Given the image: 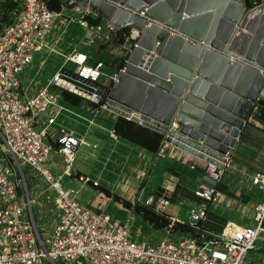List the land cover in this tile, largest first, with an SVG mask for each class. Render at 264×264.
I'll return each instance as SVG.
<instances>
[{
	"label": "built area",
	"instance_id": "1",
	"mask_svg": "<svg viewBox=\"0 0 264 264\" xmlns=\"http://www.w3.org/2000/svg\"><path fill=\"white\" fill-rule=\"evenodd\" d=\"M260 1L252 0L249 7ZM249 7L245 5V8ZM64 10L78 15L76 20L85 30L83 43H91L100 37L114 39L119 29L102 18L97 24H89L80 15L87 11L78 7L65 8L61 4L59 11H53L44 0H15L12 20L7 23L0 20V264H39L41 258L51 264H55L56 259L71 264H264V252L257 260L246 261L247 251L253 247L256 238L259 234L264 235V199L253 205L252 224L238 226L226 222L218 231L201 227L205 204L199 203L188 209L184 220L169 217V222L160 228L164 237L151 244L139 236V227L131 231V217L121 219L103 209L91 210L77 201L76 189L61 187L62 176L72 175L75 152L84 142L82 134L68 133L60 127L48 140L50 145L57 144L61 169L53 177L42 166L51 147L42 138L47 136L56 117L61 112L83 117L61 103L51 86L63 89L66 88L62 85L72 86L94 98L90 101L98 103V107L89 118L83 117L88 124L100 113L106 116L119 114L116 104L106 97V93L122 68L105 74L101 60L90 63L84 51L62 52L47 43L46 38L53 33L54 17ZM138 14L143 11L139 10ZM148 24L146 20L143 26ZM141 30L142 27L126 29L119 43L122 55L135 45ZM158 43L156 39L153 47ZM39 50L45 52L41 56L45 62L50 53H55L61 61L52 71H40L41 81L37 79L39 71L35 70L22 82L19 74ZM67 63L71 66L65 67ZM108 135L116 136L112 128L108 129ZM162 151L160 146L157 153ZM227 160L228 157L225 164ZM23 163L36 169L57 194L53 201L55 218L43 237L39 235L30 211L38 193L30 196L21 170ZM206 170L214 179L218 178L219 167L207 163ZM77 178L81 182L87 180L81 174ZM249 182L264 193V171L252 172ZM91 183L96 184V181L91 180ZM193 192L205 201H213L219 195L214 186H199ZM50 200L46 194L45 201ZM141 202L159 213L165 212L168 205L164 195H149ZM175 223L192 228L198 235L187 232L170 240L168 236L175 231L171 229Z\"/></svg>",
	"mask_w": 264,
	"mask_h": 264
},
{
	"label": "water",
	"instance_id": "2",
	"mask_svg": "<svg viewBox=\"0 0 264 264\" xmlns=\"http://www.w3.org/2000/svg\"><path fill=\"white\" fill-rule=\"evenodd\" d=\"M142 30L106 97L120 115L223 167L253 107L264 108V0H61ZM143 14L139 15L138 11ZM147 26H143L145 21ZM159 43L153 47L154 41ZM66 90L85 99L76 88ZM93 112V109H90Z\"/></svg>",
	"mask_w": 264,
	"mask_h": 264
},
{
	"label": "crops",
	"instance_id": "3",
	"mask_svg": "<svg viewBox=\"0 0 264 264\" xmlns=\"http://www.w3.org/2000/svg\"><path fill=\"white\" fill-rule=\"evenodd\" d=\"M64 30L61 29V35L52 33V36L48 37L52 40L51 46L62 52L76 49L87 53L90 52L92 45L95 46L96 52L95 42L99 41L100 44L105 43L100 49V53L103 54V66L105 64L110 66L109 71L103 70L102 67L103 72L107 74L118 67V62L115 61L122 54L119 44L114 43V39L106 40L100 37L91 43H83L82 38L77 45L73 37L69 41L64 39ZM72 33V30L65 31L68 36H72ZM115 49L117 51H114ZM55 64H48L40 57L39 65L33 70L39 71L37 79L39 81L43 79L40 71L45 72ZM31 73L21 72V75L19 74L21 81L24 82ZM59 101L85 118L92 114L91 108L83 104L75 108L71 106L74 104L60 97ZM258 108L253 107L248 121L233 143L227 163L219 167L217 179L206 170L207 163L215 165L214 163L188 154L168 143L162 144L163 151L158 154L157 151H149L125 138L110 137L108 129L111 128V121L115 116L113 113L107 116L100 113L93 123L88 124L83 117L61 112L51 129L58 130L61 127L68 133L82 134L84 137V142L78 146L72 161V175L70 178L69 176L64 178V187L76 189L77 201L91 210L103 209L121 219L131 217L132 224L135 223L139 227L138 234L141 238L140 227L143 228L145 225L151 227L150 224L131 206L113 198L112 194L128 200L130 204L135 200L142 201L149 195H164L168 199L164 213L182 220L187 217L190 207L204 203L205 214L200 219V225L211 231H218L226 222L238 226L250 225L253 222L247 221L252 217L255 201L250 195L253 185L249 182V176L254 171H264V124L254 115ZM51 144L53 146V143ZM54 148L56 149L55 146ZM79 174L87 177L86 182L78 180ZM91 180H95L96 184H92ZM199 186H214L219 192L218 197L213 201H205L193 192ZM104 189L109 193H105ZM54 218L55 215L52 220ZM262 246L264 244L257 248H263Z\"/></svg>",
	"mask_w": 264,
	"mask_h": 264
},
{
	"label": "rangeland",
	"instance_id": "4",
	"mask_svg": "<svg viewBox=\"0 0 264 264\" xmlns=\"http://www.w3.org/2000/svg\"><path fill=\"white\" fill-rule=\"evenodd\" d=\"M77 14L69 11V10H64L62 11L59 15L55 16V28H53V33L61 35V29L64 30V39L66 41H69L71 37L75 39L74 43L77 45L80 44V39L84 38L85 35V30L82 26L79 25L77 22ZM60 20H62V23H60ZM67 22V23H64ZM64 28V29H63ZM72 30V36H68L65 34V31ZM46 41L48 44L51 43V39L46 38ZM88 46H82V48ZM95 46H91V55L95 56V51H94ZM114 51H117L116 49ZM45 52L42 50H39L34 53L33 60L32 62L23 69V73H28V72H33V70L39 65V58L44 54ZM116 54V52H114ZM55 53H50L47 58L48 64L56 63L53 68L50 67V71H52L57 64L61 61V58H57L54 56ZM120 54V52H119ZM103 58V57H102ZM43 66V65H42ZM41 66V67H42ZM48 66V65H47ZM71 66L70 64H66L65 67ZM103 70L109 71L110 66L109 65H104ZM44 74V73H43ZM21 75V74H20ZM62 101V100H61ZM75 108H79V105H71ZM65 121V119H64ZM66 122V121H65ZM57 129L55 128L54 130L51 129V127L48 129L47 136H44L42 140L49 144V138H53ZM51 147L49 148V152L47 157L41 162L42 166L46 167L50 174L54 177L57 172L60 171L61 169V156L56 152V149L54 146L50 145ZM76 154V152H75ZM75 162V161H74ZM73 162V163H74ZM21 170L22 173L25 177L26 180V186L28 188V192L30 196H33V194L38 193L36 196V201L31 203L30 206V211L32 218L34 220L36 229L41 237L45 235V233L50 229L52 223L54 220L52 218L55 215V206H54V199L57 196L56 191L52 189L49 186L48 181H46L36 169L33 167L29 166L26 163L21 164ZM66 176H62V178L59 180V183L61 187L64 188L65 182L64 178ZM71 176H69L70 178ZM68 178V177H66ZM46 194L51 198L50 201H45V196ZM250 195L253 197V201H261L264 199V193L261 189L256 188L255 186H252V189L250 190ZM247 222H253L252 217L249 218ZM136 227V224L133 223L131 227V231H133ZM140 233L142 234V239L148 243L154 244L159 241L163 236V233L161 232L160 228H154V227H148L147 225L143 226V228L140 227ZM187 233V231H182L179 229H176L169 237L170 240H176L180 238L181 236H184ZM264 244V236L259 234V236L256 238L253 247L247 251L246 254V261H254L257 260L259 255L261 254L262 251H260V248H257L260 245ZM55 264H71V262L68 261H62L60 259H56L54 261ZM39 264H51L46 258H41V261Z\"/></svg>",
	"mask_w": 264,
	"mask_h": 264
},
{
	"label": "trees",
	"instance_id": "5",
	"mask_svg": "<svg viewBox=\"0 0 264 264\" xmlns=\"http://www.w3.org/2000/svg\"><path fill=\"white\" fill-rule=\"evenodd\" d=\"M47 7L53 11H59L61 0H44ZM252 0H245V5L249 7L251 5ZM260 1V0H257ZM15 6V0H0V20L4 23L10 22L12 20L11 10ZM81 17L87 20L89 24H97L100 22L101 18L97 15H93L89 12H83L80 14ZM126 32V28H119L115 32L114 43H120L123 38V33ZM107 43V42H106ZM96 44V54L95 56L91 55V52H87V61L90 63H94L96 60H103V54L100 53V49L104 47L105 43L100 44L99 41L95 42ZM123 57H118L116 59V63L118 64L122 61ZM115 63V64H116ZM51 89L59 95V97L67 102H70L75 105H85L89 108L98 107V103L87 100L75 93H72L66 89L59 88L57 86H51ZM255 117H257L260 122L264 124V108H258L256 113H254ZM112 131L116 136L125 138L140 147H143L149 151L156 152L160 146H162V134L150 129L146 126H143L137 122H134L128 118L120 114H115L111 121ZM53 146H57L56 143H53ZM105 193H109L107 189H104ZM113 198L120 199L125 205L131 206L132 209L139 213L143 220L148 222L151 227L161 228L169 222V216L164 212L159 213L153 210L150 205L144 204L141 201H133L131 204L128 200L124 198H120L116 194H112ZM172 230H182L190 232L194 235H198L197 231H194L192 228L185 226L183 224L175 223L171 226ZM263 248L260 250L264 251Z\"/></svg>",
	"mask_w": 264,
	"mask_h": 264
},
{
	"label": "bare ground",
	"instance_id": "6",
	"mask_svg": "<svg viewBox=\"0 0 264 264\" xmlns=\"http://www.w3.org/2000/svg\"><path fill=\"white\" fill-rule=\"evenodd\" d=\"M189 153V152H188Z\"/></svg>",
	"mask_w": 264,
	"mask_h": 264
}]
</instances>
